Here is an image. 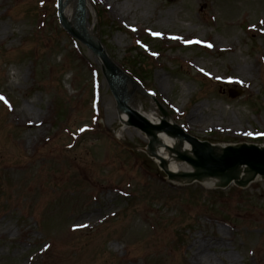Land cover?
Listing matches in <instances>:
<instances>
[{
  "label": "rangeland",
  "instance_id": "1",
  "mask_svg": "<svg viewBox=\"0 0 264 264\" xmlns=\"http://www.w3.org/2000/svg\"><path fill=\"white\" fill-rule=\"evenodd\" d=\"M88 1L95 37L143 80L136 111L161 116L155 95L201 141L264 145V0ZM0 96V264H187L194 237L264 264V180L171 182L58 0H0Z\"/></svg>",
  "mask_w": 264,
  "mask_h": 264
},
{
  "label": "bare ground",
  "instance_id": "2",
  "mask_svg": "<svg viewBox=\"0 0 264 264\" xmlns=\"http://www.w3.org/2000/svg\"><path fill=\"white\" fill-rule=\"evenodd\" d=\"M78 0H62L60 12L64 16L66 26L72 32L77 31L76 25V14H77ZM89 18V13L87 19ZM91 30V29H90ZM91 35L93 36L95 42L100 43L99 39L95 37L93 31L91 30ZM199 43V42H198ZM197 43V44H198ZM213 43V42H212ZM195 44V43H194ZM215 45V43H213ZM98 61V60H97ZM99 62V61H98ZM254 63H257L255 60ZM233 67V66H232ZM241 62L237 63V68L241 72H246V69L243 68ZM231 68V66H230ZM233 77V75H230ZM216 78H220L216 76ZM127 89L125 90V99L126 96L130 93V88L134 86V82L127 77ZM234 80L237 83H248V79L240 75L234 76ZM127 102V99H126ZM127 108L133 109L134 107L130 102L126 104ZM126 108H118L119 119L122 124V128L125 130L128 128L129 119L126 112ZM144 118L148 123V128L143 131L145 139L148 142L146 151L154 159V161L160 166V168L166 172L168 179L171 182L179 184H187L192 182H199L204 184L208 188H228L229 186L235 185L238 187H248L252 182L257 180H264V175H254L252 172L244 167H238L232 173L227 174L226 176H205L202 175L199 169L195 168L191 162H188L189 159H195L193 156V148L191 144H186L187 139L181 135H177L173 129L168 125H175L174 121L170 116L164 117L155 115L153 113H142ZM203 112L201 108H196L189 112V118L193 121L203 120ZM224 119H222L223 121ZM223 127H226L228 130H235V125L232 120L227 118L226 123L222 124ZM227 146V145H226ZM225 145L211 146V149L214 153L221 154ZM188 160V161H187ZM10 229H3L2 234L8 232ZM217 241L216 237H213V241L207 240L202 237L197 239L194 237L190 248L187 249L185 253L188 252V261L187 264H228V260H225L220 257L221 254L215 252V246L212 244ZM211 251L215 252V258H213ZM231 264H236V261L232 256L228 257ZM220 260V263L218 261ZM228 262V263H227Z\"/></svg>",
  "mask_w": 264,
  "mask_h": 264
},
{
  "label": "water",
  "instance_id": "3",
  "mask_svg": "<svg viewBox=\"0 0 264 264\" xmlns=\"http://www.w3.org/2000/svg\"><path fill=\"white\" fill-rule=\"evenodd\" d=\"M62 0H59V6L61 7ZM88 9L87 0H78L77 14H76V25L77 31L74 33L67 29L65 19L60 15V21L62 26L77 40H79L84 46H86L91 52H93L104 68V74L108 82L109 88L111 89L116 102L119 107L126 108V112L129 115V123L145 131L148 128V123L136 110L127 108L128 97L125 99V90L127 89V76L126 74L116 66L113 61L109 58L103 47L96 43L93 36L89 31V22L87 19ZM133 91L136 90L137 86L134 83L132 86ZM240 91H235L233 97L240 96ZM159 109L163 116H168V112L159 105ZM178 135L183 136L187 139V143H191L193 146V153L195 159H189L193 166L204 173L205 176H223L227 175L228 172L232 173L238 167L244 166L248 168L249 172L254 175H264V147L254 144H241L237 146L224 147L222 153L215 154L207 142H201L198 139L187 135L182 129L168 125Z\"/></svg>",
  "mask_w": 264,
  "mask_h": 264
},
{
  "label": "trees",
  "instance_id": "4",
  "mask_svg": "<svg viewBox=\"0 0 264 264\" xmlns=\"http://www.w3.org/2000/svg\"><path fill=\"white\" fill-rule=\"evenodd\" d=\"M134 57V55H133ZM139 64H142V62H139ZM123 68H125V70L135 79H137L138 81L142 82L143 80L141 79V77L136 74L135 72H133L130 68H128L126 65L122 64Z\"/></svg>",
  "mask_w": 264,
  "mask_h": 264
},
{
  "label": "snow or ice",
  "instance_id": "5",
  "mask_svg": "<svg viewBox=\"0 0 264 264\" xmlns=\"http://www.w3.org/2000/svg\"><path fill=\"white\" fill-rule=\"evenodd\" d=\"M177 39H178V37H177ZM209 47H211V45H209ZM0 100H4V97L3 96H0ZM7 101H5V103H6ZM249 135H251V133H249ZM261 135H264V134H261Z\"/></svg>",
  "mask_w": 264,
  "mask_h": 264
}]
</instances>
